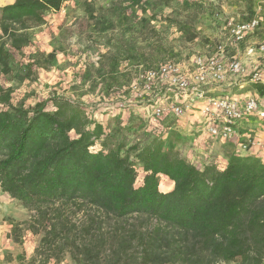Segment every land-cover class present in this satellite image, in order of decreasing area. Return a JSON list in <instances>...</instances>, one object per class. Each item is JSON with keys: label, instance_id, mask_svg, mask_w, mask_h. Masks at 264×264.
<instances>
[{"label": "trees", "instance_id": "16d2710c", "mask_svg": "<svg viewBox=\"0 0 264 264\" xmlns=\"http://www.w3.org/2000/svg\"><path fill=\"white\" fill-rule=\"evenodd\" d=\"M70 1L0 6V76L12 71V50L31 44V24ZM12 93L0 81V187L29 217L9 238L38 237L18 264L68 255L74 264H264L260 157L232 153L224 166L199 168L163 133L128 144L78 99L55 94L15 105ZM162 176L172 190H161Z\"/></svg>", "mask_w": 264, "mask_h": 264}, {"label": "rangeland", "instance_id": "374dc122", "mask_svg": "<svg viewBox=\"0 0 264 264\" xmlns=\"http://www.w3.org/2000/svg\"><path fill=\"white\" fill-rule=\"evenodd\" d=\"M216 1L217 6L199 0H76L64 11L46 13V23L31 24V44L21 52L12 50V71L2 74L0 81L13 89L15 105H34L55 94L67 96L88 105L117 141L146 142L163 133L172 142L189 132L183 128L186 116L153 125L148 119L151 108L141 107L151 94L140 96L133 86L160 63L189 59V51L200 55L201 42L220 43L222 32L228 39L227 15L219 6L223 0ZM208 11L222 17L212 24L216 36L208 33L207 27H213L201 16ZM29 71L31 76L21 79ZM166 90L163 86L159 92ZM160 188L164 191L162 183ZM25 239L38 244L37 236Z\"/></svg>", "mask_w": 264, "mask_h": 264}, {"label": "built area", "instance_id": "2783aa9c", "mask_svg": "<svg viewBox=\"0 0 264 264\" xmlns=\"http://www.w3.org/2000/svg\"><path fill=\"white\" fill-rule=\"evenodd\" d=\"M224 19L229 43H217L211 53L195 55L191 75L180 62L167 61L148 69L143 73L142 81L133 88L140 96L151 94L149 102L152 107L148 111V119L153 125L171 117L182 119L198 110L202 117L201 134L213 141L235 144L233 152L237 155L248 154L253 146L259 147L258 153H262L264 143L247 136L242 140L241 135L253 122H261V125H253L254 128L264 125V102L259 90L260 87L264 89V68L250 70L241 60L229 58V47H246L247 39L258 29L259 21L257 18L246 21L234 17ZM246 49L247 55H252L257 47L249 45ZM258 49L264 51V44ZM227 85L231 87L226 88ZM163 86L168 90L161 94L159 89ZM231 88L244 93V101ZM199 144L190 143L194 153L200 148ZM210 157L214 154L206 149L207 164L217 163L220 167L226 164L218 158L210 160Z\"/></svg>", "mask_w": 264, "mask_h": 264}, {"label": "crops", "instance_id": "0c3cea01", "mask_svg": "<svg viewBox=\"0 0 264 264\" xmlns=\"http://www.w3.org/2000/svg\"><path fill=\"white\" fill-rule=\"evenodd\" d=\"M15 0H0V6H4L7 4L13 3ZM223 0L220 7L223 8L224 13L227 15L226 17H234L239 21H246L252 18H257L259 21V27L247 39L246 47L249 45L257 47L256 51L252 55H247V49L245 46L243 48H239L236 46H230V55L229 58L239 59L241 60L246 67L250 70L256 67L264 68V51L258 49L261 44H264V0ZM76 0L70 1L67 5L75 6ZM202 4L215 5L217 6L219 3L216 0H199ZM212 2V3H211ZM215 9V8H214ZM52 11H48L47 14ZM56 13V12H55ZM206 15V16H205ZM202 19L211 23L210 27H213L212 24L215 25V21L220 20L222 17L218 14H213L208 11ZM207 18V19H206ZM214 28V27H213ZM209 30L207 27L208 33L210 35L216 36L218 33H215L216 29ZM223 32L220 35L219 42H228L229 39L223 38ZM214 40H209L207 42L199 43V48L197 53L202 55H207L213 51ZM187 54L191 55V58L186 59L180 58V64L184 67V69L191 75L194 72L193 59L195 54L190 51ZM251 85V84H249ZM231 87V85H227L226 88ZM254 87V86H253ZM232 92H236L237 96L244 101V93H240L236 88H231ZM230 90V89H229ZM261 99L264 102V95H261ZM151 102L146 105H141L144 108H151ZM88 106V105H86ZM185 125L183 128L185 130H189L186 132L185 137L183 138L185 141L183 143H178L173 140L170 145L176 147L181 151L185 157H188V160L194 163L197 167L203 168L208 162L205 158L206 149L210 151V153L214 154V157H210V160H215V158L221 162L226 163L228 160V156L234 153L235 144L233 143H224L223 141H213L209 139L204 134H201L199 131L202 117L198 110L193 111L186 115L184 119H182ZM171 120H169L170 122ZM175 125V124H174ZM253 125H261V122H253L250 128H245L242 132L241 139L244 140L246 136L250 139L258 140L264 143V125L262 127ZM250 126V125H249ZM248 126V127H249ZM249 130V131H248ZM247 132V133H246ZM178 138V137H177ZM176 138V139H177ZM199 144L200 148L195 151H192V147L190 143ZM182 147L188 149L186 153H183ZM198 152V153H197ZM259 147L253 146L250 152L246 155H254L260 157L264 161V152L258 153ZM201 153V154H200ZM200 159V160H199ZM160 183H162V187L164 186V191H170L173 189V183L166 176H162ZM6 197H10L7 193H4L0 187V264H18L26 254L27 257L33 255L35 246L28 243L25 238L32 237V234L27 232L25 237L22 240V243H16L11 238H9V234L11 233L12 228L16 225L17 222L26 220L29 217V211L24 208L22 205L17 206L19 203L18 200L13 198L7 199ZM50 264H59L54 261ZM60 264H74L70 258H65V262H61Z\"/></svg>", "mask_w": 264, "mask_h": 264}]
</instances>
